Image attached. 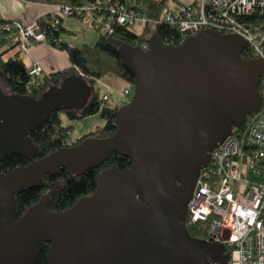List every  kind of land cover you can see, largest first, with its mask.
<instances>
[{"label": "water", "instance_id": "1", "mask_svg": "<svg viewBox=\"0 0 264 264\" xmlns=\"http://www.w3.org/2000/svg\"><path fill=\"white\" fill-rule=\"evenodd\" d=\"M149 43L119 48L135 83L115 134L43 158L31 133L55 112L87 105L95 88L73 76L40 98L8 94L0 70V161H29L0 173V264H35L47 244L48 264H230L223 242L191 234L188 203L212 152L262 107L264 58H245L242 36L214 29L179 45L155 32ZM111 152L132 165L102 172L97 190L65 210L51 209L46 193L17 218L21 193L61 168L98 167Z\"/></svg>", "mask_w": 264, "mask_h": 264}, {"label": "built area", "instance_id": "2", "mask_svg": "<svg viewBox=\"0 0 264 264\" xmlns=\"http://www.w3.org/2000/svg\"><path fill=\"white\" fill-rule=\"evenodd\" d=\"M93 9L105 14L107 24L103 32H113L115 24H120L142 33L150 22L145 14L120 0H105ZM82 10L66 3L56 4L49 27L58 29L62 18ZM256 13L264 14V0H192L169 3L161 18L151 24L176 28L183 41L207 29L238 34L247 41L252 58H264V18L255 22L241 20ZM13 26L20 31L21 52H29L35 43L47 42V31L39 20L31 23L16 20L0 28L11 30ZM149 48L150 43L143 45V49ZM29 73L30 85H37L45 75L44 66L34 61ZM133 92V87L125 90L127 95ZM112 93L110 87L105 90V102H111ZM253 115L244 136H240L236 127L212 152L188 203L187 225L199 226L208 240L230 247V264H264V97L262 107Z\"/></svg>", "mask_w": 264, "mask_h": 264}, {"label": "trees", "instance_id": "3", "mask_svg": "<svg viewBox=\"0 0 264 264\" xmlns=\"http://www.w3.org/2000/svg\"><path fill=\"white\" fill-rule=\"evenodd\" d=\"M26 1L47 4L66 3L75 8H83L81 12H77L71 17L90 22L99 33V38L95 45L77 47L62 39V35L66 31V28L63 27V22L66 18H62V23L58 29L49 27L51 14L46 15L49 19L41 18L39 21L47 31V42L62 50H66L70 56L71 66L52 74L45 73L41 82L37 85H30V66L25 62L22 56L23 52L19 51L9 59H4L8 52L19 46L21 41L19 29L14 26L11 30L0 28V70L4 73L3 81L5 85L11 91L30 95L33 98H40L50 85L60 84L66 78L73 76H82L95 88L87 105L79 109L64 108L59 112H55L46 125L31 133L32 138L39 147L37 158H43L61 148L78 145L87 138H108L115 134L117 130V112L124 104L105 102L104 93L99 92L96 85L103 77L113 72L134 86L135 77L125 67L119 52V48L123 44L143 48L144 44L149 43L150 34L154 29V32H157L166 43L179 45L184 42L181 33L176 28L167 24H159L156 27L151 24L161 18L163 8L171 0H120L127 7L137 9L149 18L150 22L142 33L129 25L120 24H115L113 32H103L102 29L106 26L107 19L102 11L95 10L93 7L99 6L105 0ZM260 18H264V14L256 13L250 16H243L241 20L255 22ZM14 21L0 19V25L7 22L14 23ZM243 54L245 58H252L249 48H246ZM259 90L264 97V76L259 84ZM97 114H100L105 119L106 124L77 140L73 139L72 127L65 123L64 116L69 119H79ZM253 116V114L249 115L243 126L235 127L240 136H244L247 133ZM27 164H29V161L24 157L7 155L0 161V173ZM131 165L132 160L128 156L111 152L107 160L98 167L80 172L61 168L57 173L45 177V187L30 188L18 196L17 218H20L29 208L38 203L46 193H50L49 207L51 209L57 211L65 210L73 206L80 198L97 190L102 172L111 168L125 170ZM188 228L194 237L207 239L206 234L199 226L189 225ZM49 249L50 246L47 244L35 264H48ZM228 250L230 251L231 248L228 247Z\"/></svg>", "mask_w": 264, "mask_h": 264}, {"label": "crops", "instance_id": "4", "mask_svg": "<svg viewBox=\"0 0 264 264\" xmlns=\"http://www.w3.org/2000/svg\"><path fill=\"white\" fill-rule=\"evenodd\" d=\"M189 1L192 0H171L170 3ZM55 7L56 4L30 2L26 0H0V19L15 21L18 20L25 23H31L40 20L46 15L52 14L55 10ZM80 22L85 23L87 21H82L74 17L66 18L63 22V27L66 28V31L62 35V39L77 47H82L84 45H95V43L92 42L94 38H92V40L78 38L79 35L77 31L80 32ZM67 34L69 35L67 36ZM69 40H71L72 42H70ZM75 40H78V44L74 43ZM19 51L20 50L18 47L11 50L4 56V59H9ZM22 56L29 66L34 61L41 62V64L44 66L46 74H52L71 66L69 53L66 50H62L54 46L50 42L35 43L31 47L30 51L27 53L23 52ZM113 82L114 87L118 89V92L122 91L129 85L128 81L120 78L113 79Z\"/></svg>", "mask_w": 264, "mask_h": 264}, {"label": "rangeland", "instance_id": "5", "mask_svg": "<svg viewBox=\"0 0 264 264\" xmlns=\"http://www.w3.org/2000/svg\"><path fill=\"white\" fill-rule=\"evenodd\" d=\"M79 25L81 26V28L79 29L80 32L77 31V33L79 35L78 38L79 39L85 38V39H89V40H92V38H94L92 42H94L96 44V42L99 38V33L92 26V24L90 22H85V23L80 22ZM154 31H155V29H154ZM154 31L150 34V37H153V35L155 33ZM68 35L69 34H67V36ZM69 41L72 42L71 40H69ZM74 43L78 44V40L77 41L75 40ZM119 78L122 79L116 73H113V72L109 73L98 82V84L96 85V88L98 89L99 92L104 93L105 90L110 87L113 91L110 104H115V103L117 104V103L121 102L124 105H126V104H128V102L133 97V94L127 95V94H125V90L127 88H132V87L134 88V86L131 83H129V85L127 87H125L122 91L118 92L117 91L118 89L114 87L113 79H119ZM4 84L5 83H3V85ZM3 89H4V92H6L8 94L11 93V89L9 87H7L6 85L3 86ZM64 121L67 125H70L72 127V129H71L72 138L76 139V140L78 138L85 136L86 134H89V133L97 130L99 127H103L106 124L105 119L102 118V116L100 114L88 116L85 118H79V119H69L66 116H64Z\"/></svg>", "mask_w": 264, "mask_h": 264}]
</instances>
